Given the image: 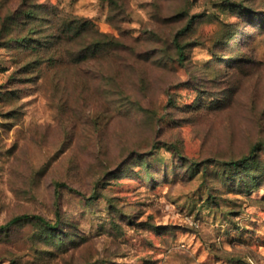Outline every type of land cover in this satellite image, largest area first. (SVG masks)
<instances>
[{
    "label": "rangeland",
    "instance_id": "374dc122",
    "mask_svg": "<svg viewBox=\"0 0 264 264\" xmlns=\"http://www.w3.org/2000/svg\"><path fill=\"white\" fill-rule=\"evenodd\" d=\"M57 210L0 264H264V0H0V225Z\"/></svg>",
    "mask_w": 264,
    "mask_h": 264
},
{
    "label": "trees",
    "instance_id": "16d2710c",
    "mask_svg": "<svg viewBox=\"0 0 264 264\" xmlns=\"http://www.w3.org/2000/svg\"><path fill=\"white\" fill-rule=\"evenodd\" d=\"M181 52H182V49H181ZM249 158H250L249 156H245L239 159L231 160L228 162V164L233 165V166H239L245 163ZM59 211L60 210H57V220L55 222L41 214H36V213H24V214L16 215L13 218H11L7 223L0 225V230L7 229L11 227L12 225L17 224L28 218L35 219L41 224L45 225L46 227L57 228V226L61 223V220L58 218L59 213H60Z\"/></svg>",
    "mask_w": 264,
    "mask_h": 264
}]
</instances>
